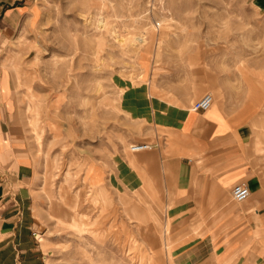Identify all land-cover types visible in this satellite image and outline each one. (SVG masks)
Masks as SVG:
<instances>
[{
  "label": "rangeland",
  "instance_id": "1",
  "mask_svg": "<svg viewBox=\"0 0 264 264\" xmlns=\"http://www.w3.org/2000/svg\"><path fill=\"white\" fill-rule=\"evenodd\" d=\"M14 7L0 73L15 81L36 142L31 218L43 264H169L175 227L163 206L110 189L98 169L123 148L151 146L124 89H194L203 73L224 77L235 104L252 82L264 94V0H0V11ZM223 86L192 105L211 93L214 107Z\"/></svg>",
  "mask_w": 264,
  "mask_h": 264
},
{
  "label": "crops",
  "instance_id": "2",
  "mask_svg": "<svg viewBox=\"0 0 264 264\" xmlns=\"http://www.w3.org/2000/svg\"><path fill=\"white\" fill-rule=\"evenodd\" d=\"M20 13L21 7L2 9L0 30L14 27ZM1 72L0 264H43L31 218L36 142L15 81ZM199 76L194 89H178L175 81L124 89L126 107L148 127L151 147L123 148L98 169L110 189L143 193L163 206L175 227L169 264H264V94L252 82L249 99L238 105L224 77ZM217 85H224L223 101L207 111L191 109ZM240 182L251 195L236 203L232 188Z\"/></svg>",
  "mask_w": 264,
  "mask_h": 264
},
{
  "label": "built area",
  "instance_id": "3",
  "mask_svg": "<svg viewBox=\"0 0 264 264\" xmlns=\"http://www.w3.org/2000/svg\"><path fill=\"white\" fill-rule=\"evenodd\" d=\"M214 103V97L211 93H206L199 100L193 103L191 109L194 111H207ZM150 148L147 143L133 144L132 151H141ZM251 195L250 188L246 183H236L232 188V197L236 203L247 200Z\"/></svg>",
  "mask_w": 264,
  "mask_h": 264
},
{
  "label": "bare ground",
  "instance_id": "4",
  "mask_svg": "<svg viewBox=\"0 0 264 264\" xmlns=\"http://www.w3.org/2000/svg\"><path fill=\"white\" fill-rule=\"evenodd\" d=\"M213 97H214V96H213ZM213 104H214V103H213ZM212 106H213V105H212ZM212 106H211V108H212ZM211 108H210V109H211ZM208 110H209V109H208ZM150 147H151V146H150ZM148 149H149V148H148ZM131 151H132V148H131ZM141 151H143V150H141ZM133 152H135V151H133ZM136 152H138V151H136ZM164 226H165V225H164Z\"/></svg>",
  "mask_w": 264,
  "mask_h": 264
}]
</instances>
